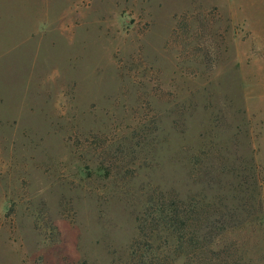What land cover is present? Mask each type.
I'll list each match as a JSON object with an SVG mask.
<instances>
[{
	"label": "rangeland",
	"instance_id": "obj_1",
	"mask_svg": "<svg viewBox=\"0 0 264 264\" xmlns=\"http://www.w3.org/2000/svg\"><path fill=\"white\" fill-rule=\"evenodd\" d=\"M0 264H264V0H0Z\"/></svg>",
	"mask_w": 264,
	"mask_h": 264
},
{
	"label": "trees",
	"instance_id": "obj_2",
	"mask_svg": "<svg viewBox=\"0 0 264 264\" xmlns=\"http://www.w3.org/2000/svg\"><path fill=\"white\" fill-rule=\"evenodd\" d=\"M225 227L226 228H229V227H233L235 225V223L233 222H227V223H224ZM220 226H223V223H220L218 220L215 221V223H210L209 224V227H220ZM210 232V231H209Z\"/></svg>",
	"mask_w": 264,
	"mask_h": 264
}]
</instances>
